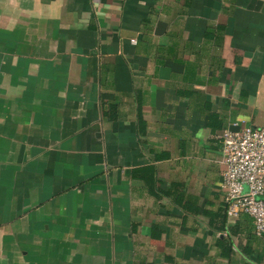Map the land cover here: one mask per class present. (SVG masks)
Segmentation results:
<instances>
[{"label": "crops", "instance_id": "1", "mask_svg": "<svg viewBox=\"0 0 264 264\" xmlns=\"http://www.w3.org/2000/svg\"><path fill=\"white\" fill-rule=\"evenodd\" d=\"M241 125L264 0H0V264H264L224 220Z\"/></svg>", "mask_w": 264, "mask_h": 264}, {"label": "built area", "instance_id": "2", "mask_svg": "<svg viewBox=\"0 0 264 264\" xmlns=\"http://www.w3.org/2000/svg\"><path fill=\"white\" fill-rule=\"evenodd\" d=\"M222 163L221 187L227 218L233 220L245 213L252 219L253 234L263 236L264 128H226L222 135Z\"/></svg>", "mask_w": 264, "mask_h": 264}, {"label": "trees", "instance_id": "3", "mask_svg": "<svg viewBox=\"0 0 264 264\" xmlns=\"http://www.w3.org/2000/svg\"><path fill=\"white\" fill-rule=\"evenodd\" d=\"M225 209H226V208H224V212H225ZM226 217H227V216H226V212H225V213H224V220H226Z\"/></svg>", "mask_w": 264, "mask_h": 264}]
</instances>
